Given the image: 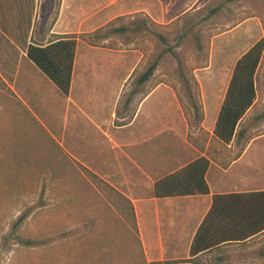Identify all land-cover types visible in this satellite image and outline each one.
Wrapping results in <instances>:
<instances>
[{
  "label": "crops",
  "instance_id": "0c3cea01",
  "mask_svg": "<svg viewBox=\"0 0 264 264\" xmlns=\"http://www.w3.org/2000/svg\"><path fill=\"white\" fill-rule=\"evenodd\" d=\"M157 1L158 5L145 0L133 7L132 14L143 17L144 27L151 23L166 25L191 12L198 2ZM116 3L0 0V117H18L17 112L22 114L24 109L33 117L48 118L50 137L64 148L71 162H78L128 199L144 264H264V230L252 232L258 225H250L249 219L259 216L245 209L232 212L220 207L217 214L227 213L233 219L231 230L223 233L207 228L197 235L211 211L214 195L264 191V146L260 143L264 134L248 140L244 149V139H235L223 148L213 135L233 68L252 45L228 71L215 67L212 57L209 66L184 71L179 82L172 84L166 72L153 73L139 82L143 71L137 73L135 61L132 67L121 69L115 67L118 60L110 59L107 62L112 67L99 68L89 54L81 59L77 37L67 96L27 58L30 45L67 40V36L83 34L81 28L93 32L95 25L103 22L98 29L113 21L119 16ZM137 53V49L132 50L135 59ZM77 65L81 74L75 78ZM194 87L201 95V127L208 126V139L201 138L199 128L190 133L176 94L181 88L188 93ZM200 157L210 161L206 174L209 194L154 196L158 180Z\"/></svg>",
  "mask_w": 264,
  "mask_h": 264
},
{
  "label": "rangeland",
  "instance_id": "374dc122",
  "mask_svg": "<svg viewBox=\"0 0 264 264\" xmlns=\"http://www.w3.org/2000/svg\"><path fill=\"white\" fill-rule=\"evenodd\" d=\"M144 3L117 0L119 16L111 28L126 27L124 32L100 39L90 35L103 22L92 27L93 32L81 28L85 32L76 34L81 59L89 54L99 68L112 67L107 60H118L115 67L121 69L135 61L137 73L158 61L154 73L166 72L177 84L180 73L207 67L212 57L215 67L230 70L264 37V0H198L178 20L145 27L143 17L132 14L134 6ZM134 49L139 51L136 59ZM78 65L75 78L81 74ZM257 85L258 101L241 124L246 138L264 134V54ZM189 92L176 90L190 133L199 128L201 138L208 139V126L201 127L204 118L200 123L193 118V98L200 102V92L195 87ZM22 112L0 117V264H144L128 199L71 162L50 137L48 118ZM260 143L264 146V138Z\"/></svg>",
  "mask_w": 264,
  "mask_h": 264
},
{
  "label": "trees",
  "instance_id": "16d2710c",
  "mask_svg": "<svg viewBox=\"0 0 264 264\" xmlns=\"http://www.w3.org/2000/svg\"><path fill=\"white\" fill-rule=\"evenodd\" d=\"M116 20L118 18L97 29L90 37L105 39L112 32L126 31V27L111 28ZM77 37L76 34H73L67 36V40H59L46 46L30 45L27 49V58L66 96L69 94L71 87ZM88 41L93 45L98 44L91 39H88ZM263 54L264 37L255 42L237 60L233 68V74L213 129V135L225 145H229L235 139L238 141L244 139L245 144L242 148L244 149L246 142L253 138H246V130L241 128V124L247 112L257 103L259 98L257 76ZM157 66L158 61L150 64L140 74L138 81L143 82L149 79ZM192 110L194 120L198 123L202 122L204 118L203 108L200 102L195 100V97L193 98ZM209 166L210 161L206 157L194 160L158 180L154 185V196L168 198L209 194L210 188L206 179ZM110 188L120 194L117 190ZM129 205L134 216L130 202ZM223 206L231 209L232 212L242 208L248 214L258 215L259 217L252 216L249 219L250 225H258L253 228L252 232L264 230V191L245 194H218L213 196L211 211L201 224L197 233L198 236L207 228H215L217 232L223 233L231 230L233 219L229 217V214L216 213ZM134 223L137 229L135 216Z\"/></svg>",
  "mask_w": 264,
  "mask_h": 264
}]
</instances>
